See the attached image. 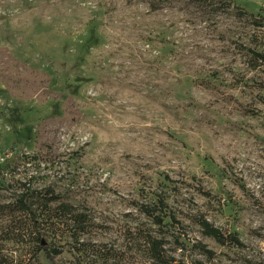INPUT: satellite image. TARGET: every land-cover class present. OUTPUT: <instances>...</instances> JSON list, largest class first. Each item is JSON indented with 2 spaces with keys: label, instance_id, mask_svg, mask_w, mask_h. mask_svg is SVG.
<instances>
[{
  "label": "rangeland",
  "instance_id": "1",
  "mask_svg": "<svg viewBox=\"0 0 264 264\" xmlns=\"http://www.w3.org/2000/svg\"><path fill=\"white\" fill-rule=\"evenodd\" d=\"M28 190L57 198V264L61 203L128 253L110 264L148 233L183 264H264V0H0V202Z\"/></svg>",
  "mask_w": 264,
  "mask_h": 264
},
{
  "label": "trees",
  "instance_id": "2",
  "mask_svg": "<svg viewBox=\"0 0 264 264\" xmlns=\"http://www.w3.org/2000/svg\"><path fill=\"white\" fill-rule=\"evenodd\" d=\"M257 55L262 57L260 54ZM56 201L57 198L43 200L39 192L28 190L11 202H0V264H35L40 257L50 264H57V259L64 253V246L55 239L62 236L63 231H58L62 229L63 224L45 215ZM58 207L70 215L69 220L75 225L76 231L71 234V238L76 243L74 246V251L78 254L76 264H110L113 260L116 263L128 256L126 251L116 252L108 245L81 242V236L92 225L91 220L82 219V214L76 213L71 204L61 203ZM144 212L153 218L155 225L165 224L167 216L155 215L148 207ZM169 219L175 220L172 217ZM198 223L205 236L221 244L226 242L223 232L211 222L201 218ZM231 238L234 243L241 245L236 236ZM139 241L142 253L136 259L137 264H183L169 253L168 240L165 236L148 233Z\"/></svg>",
  "mask_w": 264,
  "mask_h": 264
}]
</instances>
